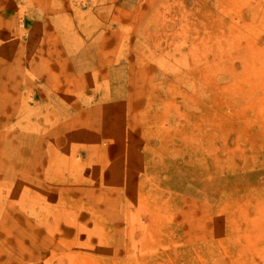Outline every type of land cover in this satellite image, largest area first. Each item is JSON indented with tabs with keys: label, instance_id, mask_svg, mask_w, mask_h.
I'll list each match as a JSON object with an SVG mask.
<instances>
[{
	"label": "rangeland",
	"instance_id": "rangeland-1",
	"mask_svg": "<svg viewBox=\"0 0 264 264\" xmlns=\"http://www.w3.org/2000/svg\"><path fill=\"white\" fill-rule=\"evenodd\" d=\"M262 69L264 0H0V264H264Z\"/></svg>",
	"mask_w": 264,
	"mask_h": 264
},
{
	"label": "bare ground",
	"instance_id": "bare-ground-1",
	"mask_svg": "<svg viewBox=\"0 0 264 264\" xmlns=\"http://www.w3.org/2000/svg\"><path fill=\"white\" fill-rule=\"evenodd\" d=\"M234 2V1H233ZM215 4H216V2H215ZM223 7H224V5H223ZM219 10H220V8H219ZM257 37V36H256ZM262 37V36H261ZM249 38H251V36L249 37ZM258 38V37H257ZM254 39V38H253ZM259 51H261V50H259ZM260 53V52H259ZM252 57H254V55L252 56ZM255 58V57H254ZM254 60V59H253ZM255 61V60H254ZM256 61L258 62V60L256 59ZM256 62V63H257ZM259 63V62H258ZM260 63H261V59H260ZM259 65H261V64H259ZM255 67H256V65H255ZM260 68L262 67L263 68V66L261 65V66H259ZM263 70V69H262ZM258 71H259V69H258ZM263 72H264V70H263ZM259 73V72H258ZM255 74V73H254ZM256 76H255V79H256V77H257V74H255ZM264 75V74H263ZM259 76V75H258ZM261 76V75H260ZM263 77V76H262ZM263 79V78H262ZM258 80H259V77H258ZM256 81V80H255ZM257 83H259V82H257Z\"/></svg>",
	"mask_w": 264,
	"mask_h": 264
}]
</instances>
